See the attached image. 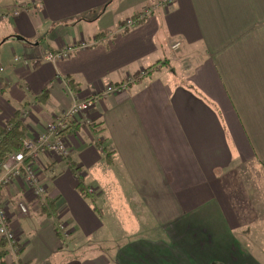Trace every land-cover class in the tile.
I'll return each mask as SVG.
<instances>
[{"label":"crops","instance_id":"1","mask_svg":"<svg viewBox=\"0 0 264 264\" xmlns=\"http://www.w3.org/2000/svg\"><path fill=\"white\" fill-rule=\"evenodd\" d=\"M130 76L66 123L68 158L39 152L45 205L0 186V264H264V0H0V134Z\"/></svg>","mask_w":264,"mask_h":264},{"label":"built area","instance_id":"2","mask_svg":"<svg viewBox=\"0 0 264 264\" xmlns=\"http://www.w3.org/2000/svg\"><path fill=\"white\" fill-rule=\"evenodd\" d=\"M172 0H165L168 4ZM127 24H133L132 19H128ZM84 46L85 44H80ZM179 43L176 42L172 48H177ZM74 46L65 47L57 52H47L45 59L53 62L59 59L68 57ZM15 61H19V56H14ZM23 64H28V60H22ZM144 75L142 71L140 73ZM135 81V77H129L125 81L118 84H109L99 90L92 96L82 100L74 101L67 109L63 110L59 115L48 121L42 132L36 134L32 138H27L23 141V148L25 152L20 151L9 154L0 163V186L3 187L8 184L13 177L22 176L23 185L32 193V195L39 200L40 203L44 201L45 188L40 183L37 173L33 169V162L38 157L40 151L57 157L59 159H66L69 157L70 150L66 143L65 137H62L61 131L66 127L69 120L78 121L84 125H90L92 120L89 116V111L93 106L96 99L101 96L115 94L127 88L130 83ZM91 192V190H90ZM20 213H27V208L23 202L18 203ZM8 211L7 208L0 204V240L8 248L9 252L15 256L18 251L16 246V239L14 233L8 227ZM57 228L64 233L68 234L65 224L57 223ZM12 264H17L14 262Z\"/></svg>","mask_w":264,"mask_h":264},{"label":"trees","instance_id":"3","mask_svg":"<svg viewBox=\"0 0 264 264\" xmlns=\"http://www.w3.org/2000/svg\"><path fill=\"white\" fill-rule=\"evenodd\" d=\"M16 38L22 39L20 36L16 35ZM25 41V40H24ZM93 131H98L96 129V124H92ZM65 130V129H64ZM63 130V131H64ZM61 131V133L63 132ZM25 136L24 126L20 124V122L15 123L13 127H8L3 130H1L0 134V163L9 155L12 153L23 151L25 152L23 148V139ZM104 146L102 147V150L104 151ZM70 168L74 171H78L79 168L76 166H73L71 163L69 164ZM77 177V188L79 193H81L84 197H89L88 190L86 187H84V184L82 182L81 176L78 174ZM42 206L45 205V200L41 204ZM52 215V213H49V217ZM4 245V243H3Z\"/></svg>","mask_w":264,"mask_h":264},{"label":"rangeland","instance_id":"4","mask_svg":"<svg viewBox=\"0 0 264 264\" xmlns=\"http://www.w3.org/2000/svg\"><path fill=\"white\" fill-rule=\"evenodd\" d=\"M182 62H183V63H182L183 65L187 64V63H185L184 59H182ZM170 69L173 70V69H174L173 66H172V67L170 66ZM143 72L146 73V70H143ZM136 77H138V75H137ZM91 203L94 205L93 201H92ZM131 204H132L133 206H135L134 203H131ZM95 211H96V210H95ZM114 214H116V213H114ZM65 239H67V237H65V236L62 235L60 240H65ZM128 239H129V236H126V237L124 238L125 241H127ZM101 245H103V244H101ZM101 249H102V246H99V247L97 248V252L101 251ZM96 254H98V253H96ZM81 256H82V251L77 252V253L74 254V257H76V258H80ZM70 263H71V262H70ZM263 263H264V262H263Z\"/></svg>","mask_w":264,"mask_h":264}]
</instances>
